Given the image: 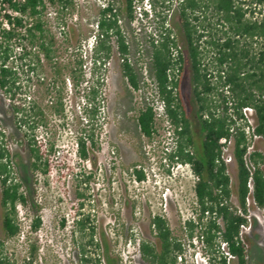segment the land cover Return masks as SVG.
I'll return each mask as SVG.
<instances>
[{
    "label": "trees",
    "instance_id": "obj_1",
    "mask_svg": "<svg viewBox=\"0 0 264 264\" xmlns=\"http://www.w3.org/2000/svg\"><path fill=\"white\" fill-rule=\"evenodd\" d=\"M9 6L34 20L26 28L27 41L34 48V77L45 66L40 55L49 63L53 82L47 88L52 100L42 106L35 99L27 107L24 103L15 104L17 97L16 72L7 66L12 55L9 41L17 34L15 29L3 30L0 41V90L9 94L15 124L20 129L26 126L34 139H28L31 157L30 168L36 176L34 181V218L30 225L31 232L37 233L42 225L38 214L39 180L43 177V187L50 186L49 177L53 170L50 155L57 152L55 144H41L37 140L38 130L46 131L52 115L66 120L65 92L73 99L75 111L78 107L85 122L81 136L76 140L79 158L92 161L93 151H99L98 138L94 121L101 114L105 102L104 77L96 76V70L105 71L112 54L110 38L116 37L118 51L122 56L129 52V46L121 30L119 9L109 3L96 21V44L91 51L88 72L83 69V58L70 61L68 65L51 64L53 45L47 42L43 15L47 4L72 6L73 0H4ZM126 11L133 19L135 0H125ZM149 12L143 10L144 18L156 23L157 34L149 42L148 73L163 99L165 110L173 127L172 149L166 158L171 163L188 165L196 179L194 192L197 217L185 222L191 231L200 225L197 237L204 255L210 254L209 264H227L221 251L225 243L229 252L236 257L235 264H248V250L240 239V226L247 215L246 197L249 193L248 182L253 180V197L260 207H264V153L256 147L245 160L248 139L246 128L261 136L264 142V0H175L177 25L186 48L184 58L178 49L177 38L165 23L167 15L157 11L158 0H149ZM171 7V5L167 6ZM17 26L23 27L21 18H16ZM5 43V44H4ZM29 53L25 52L24 56ZM177 60L174 62L173 55ZM186 61L189 63L192 78V93L196 103L201 138L195 141L192 133L187 107L181 94V82ZM175 64L178 77L174 75ZM124 76L134 88H139L135 69L128 62L123 64ZM172 76V78H170ZM176 78V79H175ZM41 85V83H39ZM34 84V90L36 89ZM79 101V105H77ZM254 110L253 124L244 117L243 109ZM77 118L71 117V120ZM81 124V123H80ZM84 124V123H83ZM137 124L140 133L152 139L156 133V118L151 107L139 112ZM0 135H2L0 133ZM2 137V136H0ZM25 137H29L27 133ZM232 139L233 161L237 166L236 197L238 208L232 204L234 191L228 171L229 165L222 159L224 144L222 139ZM13 167L9 147L0 141V181L3 186L1 206L2 230L6 238L21 236L22 230L17 222L18 209L24 212L32 210L31 201L22 191V185L12 180ZM135 179L145 180L142 170L134 169ZM78 200L86 196L76 193ZM85 203L80 202L72 222L76 231L87 235L86 245H93L95 228L89 227V216L81 210ZM238 210H241L239 213ZM206 219V222H203ZM64 222L66 220L64 219ZM154 241L142 240L138 247L143 261L147 264H178L183 253L182 244L174 238L165 218L155 215L150 219ZM191 237L192 234H191ZM99 248L98 244H95ZM39 248L37 242L30 246L25 264L37 261ZM217 254V255H216ZM81 261L90 264L86 250L82 246ZM100 263V261L98 260ZM0 264H15L6 254L5 242L0 239Z\"/></svg>",
    "mask_w": 264,
    "mask_h": 264
},
{
    "label": "rangeland",
    "instance_id": "obj_2",
    "mask_svg": "<svg viewBox=\"0 0 264 264\" xmlns=\"http://www.w3.org/2000/svg\"><path fill=\"white\" fill-rule=\"evenodd\" d=\"M144 2L134 1L133 19L127 14L125 0H74L67 12L59 10L57 19L47 14L55 10V6L50 7L52 9L43 15L47 30L45 40L52 43L54 50L51 64L66 66L77 58H84L85 55L88 57V41L91 42L96 32L95 23L103 6L109 3L119 9V23L129 52L122 56L118 51L116 37L112 36V54L105 71L96 70V76L104 77L106 86L101 114L94 121L100 149L92 152V161L84 162L77 152L76 140L81 136L85 122L80 121L82 114L78 107L73 110L74 102L70 92H65L66 120L52 115L47 130L36 132V138L41 144L53 143L57 150L49 156L53 166L49 188L43 187V177L37 178L38 204L41 205L38 214L42 220L37 233L30 230L35 214L36 176L30 168L28 139H34V132L31 133L26 126L20 129L16 126L13 101L9 94L0 90V141L3 140L11 152L12 180L22 185V191L30 199L32 207L27 213L18 209L17 222L22 230L21 236L6 238L2 230L3 186L0 181V239L5 242L7 256L15 264H25L29 260L30 246L34 241L37 242L39 251L37 261L33 264H83L82 246L87 258L91 260L90 264H147L143 261L138 244L142 240L154 241L150 219L155 215L167 220L174 238L182 244L183 253L178 264H209L208 258L212 255H204L197 240L200 225L193 231L185 226L187 220L197 217L194 192L196 179L188 165L171 163L165 157L167 151L172 149L173 127L170 122L156 117V133L152 139H148L140 133L137 124L139 112L145 107H152L157 100L155 85L148 73V50L150 40L158 34L155 21L150 16L146 19L142 15L143 10L149 8L147 4H141ZM158 2L157 11L163 16L167 15L165 25L173 31L178 49L186 59L185 44L177 25L175 0ZM168 5L171 7H167ZM22 44L29 54L23 57L16 53V59L8 64L14 68L18 78L16 85L19 90H16L14 103H24L26 97L31 96L33 103L35 99L46 106L52 100L46 91L53 82L51 66L40 55L41 63L45 66L34 77V70L31 71L34 66V51H30L29 42ZM18 45V41L12 42V46ZM125 62L135 69L138 89H134L124 76L122 66ZM85 64L90 67L88 60ZM37 83L34 90L33 86ZM181 94L194 139L198 142L202 133L187 61L182 76ZM72 116L77 119L71 120ZM26 133L29 136L27 138ZM255 147L264 153V142H256ZM229 154L233 155L232 147L229 148ZM134 169L144 172V181L135 179ZM228 171L234 191L232 204L238 208L237 166L234 161L229 164ZM77 192L83 193L86 198L78 200ZM80 202L85 203L81 211L89 216L88 226L95 228L93 245L85 246L87 235L78 233L72 222ZM250 213L252 227L244 236L248 264H264L263 214L254 208ZM231 264H235V261Z\"/></svg>",
    "mask_w": 264,
    "mask_h": 264
},
{
    "label": "built area",
    "instance_id": "obj_3",
    "mask_svg": "<svg viewBox=\"0 0 264 264\" xmlns=\"http://www.w3.org/2000/svg\"><path fill=\"white\" fill-rule=\"evenodd\" d=\"M144 1L145 2L141 3V4L143 6L145 4H147L148 7H149V4H150L149 0H144ZM73 2H74V0H73ZM107 5H104L103 8L105 6H107ZM53 6H55V8H54L55 10H53V11L47 13V14L49 16L53 15V17L55 19L58 18V15H59L60 11L67 12L69 10L68 6L66 7V6H61L59 4H56V5L47 4L46 11L52 9L50 7H53ZM147 11L150 13L149 8H148ZM16 18H21L22 19L23 27L17 26V24L15 22ZM33 24H34V20L32 18L28 17L27 15H22V13L19 12V11L13 10L9 6L8 3H6L4 0H0V41L2 40V31L3 30L15 29V32L17 34L15 37L12 38L11 41H9L10 48L13 51H12V55L10 56V58L8 60L7 66L12 68L13 70H14V68L9 66L8 64L13 59H16V53H19V55L24 57L25 49H24V46H23L24 44H22V43H25L27 41L26 28L31 27ZM95 27H96V25H95ZM62 29H64V27H62ZM95 35H96V32H95L91 42L88 41V43H89L88 45L90 47L88 57L86 55L84 56V58L82 57L85 61L88 60V58H89V56L91 54V51H92V49L94 48V46L96 44ZM16 41L19 42V45L15 46V47L12 46V42H16ZM32 50L34 51V48L30 47V51H32ZM173 57H174V62H175L177 60L176 54H174ZM85 63L83 65V69L86 72H88L90 67H91V65H90V67H87ZM175 68L176 69L174 70L175 71L174 75L177 78L178 77V70H177L178 66L176 64H175ZM31 71H33V70H31ZM170 78H172V76H170ZM155 89H156V93H157V100L155 101V104H153L152 107H151L153 109L154 113H155V118L156 117L157 118H161V119L165 120L166 122H170V120L168 118V115L166 113V110H165L164 101L160 97V95L158 94V90H157L156 85H155ZM31 101H32L31 96H27L26 97V102H24V105L28 107L30 105ZM243 114H244V117L247 119V121L252 125L253 124L254 110L252 108H245V109H243ZM246 132H247V139H248V148H247L248 150H247V154L245 155V160L247 162H249L250 161L249 155H250V153L252 151H254L256 142L261 140V136L258 135L256 132H254L253 129L250 131L249 128H246ZM221 143L225 145L223 147L222 159H223V161H225V163L227 165H229L233 161V155L229 154V148L232 146V139L230 138L229 140H227V139L224 138V139L221 140ZM248 188H249V193H248V195L246 197L247 215L245 216L247 221L240 226V239H241V241H244L245 234L248 233L251 230L252 218H251L250 210L252 208H254L258 212L263 214L261 222H264V207H260L256 203V201H255V199L253 197L254 185H253L252 178H250V180L248 182ZM238 211H239V213H241V210H238ZM222 253H223V256H224L227 264H231V262L236 260V257L229 252V250H228V248H227L225 243H222Z\"/></svg>",
    "mask_w": 264,
    "mask_h": 264
}]
</instances>
